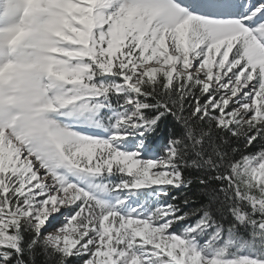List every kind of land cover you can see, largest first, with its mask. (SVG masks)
Here are the masks:
<instances>
[{
  "label": "snow or ice",
  "instance_id": "6c2138e0",
  "mask_svg": "<svg viewBox=\"0 0 264 264\" xmlns=\"http://www.w3.org/2000/svg\"><path fill=\"white\" fill-rule=\"evenodd\" d=\"M38 256L264 264V0H0V264Z\"/></svg>",
  "mask_w": 264,
  "mask_h": 264
},
{
  "label": "trees",
  "instance_id": "16d2710c",
  "mask_svg": "<svg viewBox=\"0 0 264 264\" xmlns=\"http://www.w3.org/2000/svg\"><path fill=\"white\" fill-rule=\"evenodd\" d=\"M166 137H167V127L165 126V131H164V138H165V141H166ZM250 152H255L256 151V148L253 147L251 149H249ZM174 195L178 196V197H181V199L183 198V193L177 191V192H174L173 193ZM42 260V257H37V264H40V261Z\"/></svg>",
  "mask_w": 264,
  "mask_h": 264
}]
</instances>
